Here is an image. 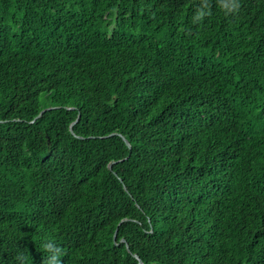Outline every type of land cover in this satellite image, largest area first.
<instances>
[{
	"label": "trees",
	"instance_id": "obj_1",
	"mask_svg": "<svg viewBox=\"0 0 264 264\" xmlns=\"http://www.w3.org/2000/svg\"><path fill=\"white\" fill-rule=\"evenodd\" d=\"M201 3L0 0V264H264V0Z\"/></svg>",
	"mask_w": 264,
	"mask_h": 264
},
{
	"label": "clouds",
	"instance_id": "obj_2",
	"mask_svg": "<svg viewBox=\"0 0 264 264\" xmlns=\"http://www.w3.org/2000/svg\"><path fill=\"white\" fill-rule=\"evenodd\" d=\"M217 3L226 13H236L240 9V0H217ZM207 15H209L208 0H202L201 6L193 17V22H199ZM42 247L48 254L45 264H61L60 257L63 255L61 248L57 247L50 240L43 242Z\"/></svg>",
	"mask_w": 264,
	"mask_h": 264
},
{
	"label": "water",
	"instance_id": "obj_3",
	"mask_svg": "<svg viewBox=\"0 0 264 264\" xmlns=\"http://www.w3.org/2000/svg\"><path fill=\"white\" fill-rule=\"evenodd\" d=\"M46 109H49V108H46ZM46 109L42 110V111L38 114L37 117H39L40 114H41L43 111H45ZM37 117H36V118H37ZM69 129H70V131H72V124L70 125V128H69ZM123 140H124V142L126 143V145L129 146L128 141H127L125 138H123ZM109 167H111V164L109 165ZM115 235H116V231H115L114 234H113V240H115ZM122 241H124V240H123V239H120V240H119V242H122ZM134 256H135L136 258H138L137 255H134ZM138 264H142V262H141L140 259L138 260Z\"/></svg>",
	"mask_w": 264,
	"mask_h": 264
}]
</instances>
